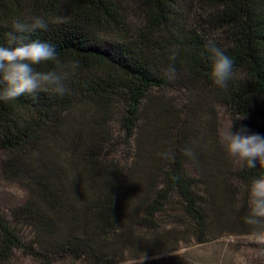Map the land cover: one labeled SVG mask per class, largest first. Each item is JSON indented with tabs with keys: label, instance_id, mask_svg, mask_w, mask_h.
Here are the masks:
<instances>
[{
	"label": "trees",
	"instance_id": "trees-1",
	"mask_svg": "<svg viewBox=\"0 0 264 264\" xmlns=\"http://www.w3.org/2000/svg\"><path fill=\"white\" fill-rule=\"evenodd\" d=\"M30 16L48 28L24 42L56 47L57 59L39 70L67 72L69 91L0 101L2 174L26 194L10 218L0 217V263L20 250L47 264L63 256L113 264L117 248L149 249L137 227L154 232L149 243L166 242L174 231L163 232L157 219L174 197L197 243L208 242L212 191L231 194L230 180L249 187L264 175L259 164L231 170L216 111L219 104L237 130L264 135V0H0V45L9 47L14 21ZM212 30L218 39H208ZM209 42L234 59L227 89L210 77ZM172 87L188 94L183 103L158 96ZM116 101L128 139L139 134L125 164L109 153Z\"/></svg>",
	"mask_w": 264,
	"mask_h": 264
},
{
	"label": "rangeland",
	"instance_id": "rangeland-1",
	"mask_svg": "<svg viewBox=\"0 0 264 264\" xmlns=\"http://www.w3.org/2000/svg\"><path fill=\"white\" fill-rule=\"evenodd\" d=\"M127 15L132 24H136L139 18L132 8H129ZM197 15H194L192 21H195ZM192 25L194 22L191 23ZM209 40H216L219 34L216 30L208 32ZM162 99H169L177 104L183 103L188 94L184 91L172 87L168 90L157 93ZM216 111L218 116L219 140L222 144L232 169L239 165V162L231 157L221 140V130L232 123V132H236L237 125L235 120L225 107L217 104ZM123 108L115 102L113 112L108 124L111 137L109 147L110 156L119 163L125 164L135 153L136 139L139 134H135L133 139H128L125 129L122 125ZM140 139V138H138ZM0 151V217L10 218V210L22 204L26 198L25 191L16 183L8 181L2 174ZM231 194L212 191L211 199L207 208L210 212V235L208 242L197 243L196 236L191 233L192 229L185 225V217L182 215L179 201L172 198L167 204L162 214L158 217L157 223L163 232L169 233L165 238V243H149L154 232L145 228L137 227L136 235L142 243L149 244V249L129 248L123 255L120 249L112 252L117 257L113 264H264V229L256 228L247 224L244 217L248 214V189L241 182L230 180ZM234 203L231 205L228 203ZM231 209V210H230ZM232 212V214H231ZM223 214V215H222ZM220 216H228L230 224L223 227L218 226L215 221ZM159 230V232L162 233ZM20 237L27 241L30 231L22 228L19 231ZM178 242V243H177ZM149 251L153 253H148ZM155 251V252H154ZM120 256H119V255ZM48 261H35L32 257L16 250L8 262L0 264H47ZM50 264H87L84 260H76L69 257L52 259Z\"/></svg>",
	"mask_w": 264,
	"mask_h": 264
},
{
	"label": "clouds",
	"instance_id": "clouds-1",
	"mask_svg": "<svg viewBox=\"0 0 264 264\" xmlns=\"http://www.w3.org/2000/svg\"><path fill=\"white\" fill-rule=\"evenodd\" d=\"M57 22L62 17L57 16ZM48 24L41 16H30L26 21H14L12 31L6 33L9 47L0 45V101L5 103L37 92H48L63 96L69 89L66 87L67 72L42 71L39 66L57 59L56 47L41 40L27 43L25 34L37 30H47ZM206 53L210 60V77L213 83L227 89L235 76L234 59L226 52L209 42ZM175 59V57H171ZM75 67V65H72ZM169 78H174L176 69L170 66ZM240 117L238 119H243ZM232 123L221 130V140L227 153L247 168L264 166V135L250 133L246 126L236 132L231 131ZM185 155L195 160L192 149H185ZM248 214L244 217L247 224L264 229V175L254 178L248 189Z\"/></svg>",
	"mask_w": 264,
	"mask_h": 264
}]
</instances>
